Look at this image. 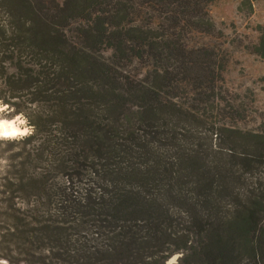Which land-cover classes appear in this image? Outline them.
I'll return each instance as SVG.
<instances>
[{"label": "trees", "instance_id": "16d2710c", "mask_svg": "<svg viewBox=\"0 0 264 264\" xmlns=\"http://www.w3.org/2000/svg\"><path fill=\"white\" fill-rule=\"evenodd\" d=\"M214 1L0 0V100L33 126L0 235L19 262L264 264V118L240 125L195 41Z\"/></svg>", "mask_w": 264, "mask_h": 264}, {"label": "rangeland", "instance_id": "374dc122", "mask_svg": "<svg viewBox=\"0 0 264 264\" xmlns=\"http://www.w3.org/2000/svg\"><path fill=\"white\" fill-rule=\"evenodd\" d=\"M239 4L240 0H215L211 3L209 10L216 25L215 32L209 36L199 35L195 37V41L208 43L215 48L218 57L227 62L225 80L221 83L223 96L237 108L241 102L244 103L247 117L240 125L257 129L264 118V60L252 53L249 47L258 41L257 26L264 24V0H257L254 11L250 14L240 12ZM0 89H3L1 84ZM190 96L186 98L187 101ZM0 101L7 105L3 100ZM13 112L14 108L8 106L0 112V118L13 120L21 116L26 123L18 126L22 129L27 127L32 132L33 126L29 124L28 119L22 115H13ZM224 119L226 122L231 120L228 117ZM19 138L21 137L0 138V235L3 231L1 226L7 228L13 221L9 217L12 203L6 202L4 198L7 195L6 183L15 175L14 172H19L20 169L21 159L16 155L22 151L23 146L15 142ZM17 205L19 206V203ZM18 255L19 250L13 242H0V264H27L24 260L19 262ZM178 256H173L167 264L177 262Z\"/></svg>", "mask_w": 264, "mask_h": 264}, {"label": "clouds", "instance_id": "9594fccd", "mask_svg": "<svg viewBox=\"0 0 264 264\" xmlns=\"http://www.w3.org/2000/svg\"><path fill=\"white\" fill-rule=\"evenodd\" d=\"M7 107V105H4L3 102L0 101V112L4 111ZM25 123L26 121L22 119L21 116H17L11 121L6 119L0 120V138H16L29 134L31 129L25 127L23 130H21L18 126Z\"/></svg>", "mask_w": 264, "mask_h": 264}, {"label": "bare ground", "instance_id": "6f19581e", "mask_svg": "<svg viewBox=\"0 0 264 264\" xmlns=\"http://www.w3.org/2000/svg\"><path fill=\"white\" fill-rule=\"evenodd\" d=\"M0 120H4V119L0 118ZM9 121H11V120H9ZM20 129L23 130L22 128H20Z\"/></svg>", "mask_w": 264, "mask_h": 264}]
</instances>
